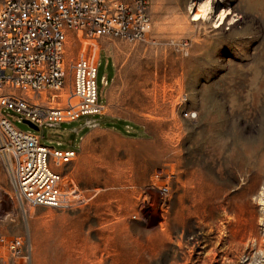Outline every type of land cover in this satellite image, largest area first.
Masks as SVG:
<instances>
[{
    "label": "rangeland",
    "instance_id": "obj_1",
    "mask_svg": "<svg viewBox=\"0 0 264 264\" xmlns=\"http://www.w3.org/2000/svg\"><path fill=\"white\" fill-rule=\"evenodd\" d=\"M152 16L147 40H106L97 76L101 115L146 138L81 139L91 117L34 131L3 110L43 146L76 150L67 179L98 193L23 208L0 161V234L30 239L32 264H264V0H152Z\"/></svg>",
    "mask_w": 264,
    "mask_h": 264
},
{
    "label": "built area",
    "instance_id": "obj_2",
    "mask_svg": "<svg viewBox=\"0 0 264 264\" xmlns=\"http://www.w3.org/2000/svg\"><path fill=\"white\" fill-rule=\"evenodd\" d=\"M152 27V0H0V161L21 207L73 209L98 193L88 195L67 179L64 169L76 151L43 146L3 110L39 128L103 114L97 76L104 43L145 41ZM102 84L109 86L107 78ZM163 176L175 178L165 171L154 177ZM160 190L170 191L166 185ZM32 251L30 239L0 234V264H32Z\"/></svg>",
    "mask_w": 264,
    "mask_h": 264
},
{
    "label": "trees",
    "instance_id": "obj_3",
    "mask_svg": "<svg viewBox=\"0 0 264 264\" xmlns=\"http://www.w3.org/2000/svg\"><path fill=\"white\" fill-rule=\"evenodd\" d=\"M84 117H91V119L87 120L85 123H80L79 127L84 126V128L80 132L77 133L78 135L84 134L83 136H81V139L85 135H87L92 130L93 127L109 129L127 138H132V139L146 138V135L139 134L137 132L139 129H141L140 126L136 124H131L124 120L112 119L104 115L83 116V117H80L78 120L70 123L69 125L80 122ZM127 128H132L134 131L133 132L127 131ZM68 151H76V150H68Z\"/></svg>",
    "mask_w": 264,
    "mask_h": 264
},
{
    "label": "snow or ice",
    "instance_id": "obj_4",
    "mask_svg": "<svg viewBox=\"0 0 264 264\" xmlns=\"http://www.w3.org/2000/svg\"><path fill=\"white\" fill-rule=\"evenodd\" d=\"M211 10H212V9H211V6H210L209 4L206 3V4L203 6V8H201V9L199 10V14L196 15V16L194 17V19H196V20H200L201 18L207 19L208 14L211 12ZM223 19H224V16L221 15V16H220V20L223 21ZM217 27H219V25H217Z\"/></svg>",
    "mask_w": 264,
    "mask_h": 264
},
{
    "label": "water",
    "instance_id": "obj_5",
    "mask_svg": "<svg viewBox=\"0 0 264 264\" xmlns=\"http://www.w3.org/2000/svg\"><path fill=\"white\" fill-rule=\"evenodd\" d=\"M24 123L27 124V125H28L32 130H34V131H39V130H40V128H39L38 126L32 124V123L29 122V121H24Z\"/></svg>",
    "mask_w": 264,
    "mask_h": 264
},
{
    "label": "bare ground",
    "instance_id": "obj_6",
    "mask_svg": "<svg viewBox=\"0 0 264 264\" xmlns=\"http://www.w3.org/2000/svg\"><path fill=\"white\" fill-rule=\"evenodd\" d=\"M196 16V15H195ZM221 27V26H220ZM93 138H95L94 136H90L89 138H87L86 142H89L90 140H92ZM46 249V248H45ZM50 264H54L52 262V260L50 261Z\"/></svg>",
    "mask_w": 264,
    "mask_h": 264
},
{
    "label": "crops",
    "instance_id": "obj_7",
    "mask_svg": "<svg viewBox=\"0 0 264 264\" xmlns=\"http://www.w3.org/2000/svg\"><path fill=\"white\" fill-rule=\"evenodd\" d=\"M67 124L69 125L70 123H67ZM71 125H72V124H71ZM80 128H84V127L80 126L79 128L73 129V131H74L75 133H77L79 130H82V129H80Z\"/></svg>",
    "mask_w": 264,
    "mask_h": 264
}]
</instances>
